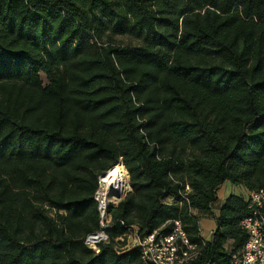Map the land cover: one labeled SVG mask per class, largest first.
I'll list each match as a JSON object with an SVG mask.
<instances>
[{"label":"trees","instance_id":"trees-1","mask_svg":"<svg viewBox=\"0 0 264 264\" xmlns=\"http://www.w3.org/2000/svg\"><path fill=\"white\" fill-rule=\"evenodd\" d=\"M120 158L111 239L180 220L201 247L192 208L215 222L194 264L243 248L246 198L214 205L225 182L264 189V0H0V264L137 262L84 244Z\"/></svg>","mask_w":264,"mask_h":264},{"label":"built area","instance_id":"built-area-1","mask_svg":"<svg viewBox=\"0 0 264 264\" xmlns=\"http://www.w3.org/2000/svg\"><path fill=\"white\" fill-rule=\"evenodd\" d=\"M99 187L100 182L98 181ZM100 190V188H99ZM99 229L87 235L85 246L98 253L100 245H111L117 253L136 251L138 261L132 264H194L197 256L205 244L201 240V247L191 242L183 229L180 220H174L172 230L163 234L157 230L142 233L137 225H125L122 220L116 221L125 228L124 232L110 238L107 230L114 224L109 211L102 209L98 193ZM246 201L249 214L240 222V227L247 234L243 248L226 264H264V189L247 192ZM201 264H217L205 262Z\"/></svg>","mask_w":264,"mask_h":264},{"label":"rangeland","instance_id":"rangeland-1","mask_svg":"<svg viewBox=\"0 0 264 264\" xmlns=\"http://www.w3.org/2000/svg\"><path fill=\"white\" fill-rule=\"evenodd\" d=\"M108 39H109V42H111V44H115L116 46H127V45H134L137 43V40L134 39L132 36L130 35H112V36H108L107 35H103L102 37V41L105 43L108 42ZM92 41H96L95 39H93ZM44 83L46 81H43ZM46 84V83H45ZM186 155H188L187 158H189V152H186ZM118 164H121L123 165V160L122 158L119 159V163ZM124 167V166H123ZM125 170V168H124ZM100 172L97 173V175L99 174ZM103 173L99 174V176H97V185H98V188L96 190V192L94 193V199L96 198V194L98 193L99 191V184H98V181H99V177L102 175ZM184 176L182 178L181 181H183L184 183L182 184H187L188 183V179H187V175L182 173ZM179 179V178H177ZM127 181H128V184L130 185V177L129 175L127 176ZM191 187L188 186V185H185L184 187V191L189 193V192H192V189H190ZM132 193V189H131V186H130V192L120 201V202H123L125 201ZM231 194H235V195H238V196H241V197H244L246 198L247 196V189L243 186V185H233L231 184L230 182H225L221 188L219 189L218 193H217V196H218V200L217 202L215 203L214 205V211H215V214H218V211H219V208L221 206V204L223 203V201ZM118 202L117 204H111L109 205L106 209L109 211V209L111 207H116L118 206V204L120 203ZM168 203H171L172 202V199H169L167 200ZM46 207V206H45ZM189 211L191 212V215L198 218L199 219V238H200V241L203 240L202 238V233H207L208 230L212 229V224H213V219L212 218H205V217H201L200 213L192 208H189ZM53 213V211L51 212ZM129 219V218H128ZM136 222V224L138 223L136 220H133ZM164 226H162L161 228H163Z\"/></svg>","mask_w":264,"mask_h":264},{"label":"bare ground","instance_id":"bare-ground-1","mask_svg":"<svg viewBox=\"0 0 264 264\" xmlns=\"http://www.w3.org/2000/svg\"><path fill=\"white\" fill-rule=\"evenodd\" d=\"M100 198L102 209L111 204L120 202L129 192L130 187L127 181V174L123 165L118 164L99 177Z\"/></svg>","mask_w":264,"mask_h":264},{"label":"crops","instance_id":"crops-1","mask_svg":"<svg viewBox=\"0 0 264 264\" xmlns=\"http://www.w3.org/2000/svg\"><path fill=\"white\" fill-rule=\"evenodd\" d=\"M200 225V224H199ZM212 229L210 230H208V232L207 233H202V238H203V240L205 241V242H207L209 239H210V236H211V234L213 233V231L215 230V222L213 221V224H212Z\"/></svg>","mask_w":264,"mask_h":264}]
</instances>
